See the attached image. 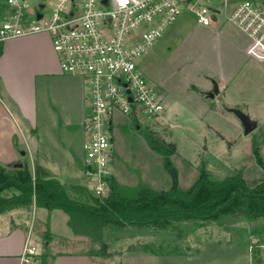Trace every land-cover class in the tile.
I'll list each match as a JSON object with an SVG mask.
<instances>
[{
  "label": "rangeland",
  "instance_id": "1",
  "mask_svg": "<svg viewBox=\"0 0 264 264\" xmlns=\"http://www.w3.org/2000/svg\"><path fill=\"white\" fill-rule=\"evenodd\" d=\"M38 2L29 0L30 7L36 9ZM227 41L240 47L244 38L225 21L202 27L183 13L137 60L139 70L158 92L165 113L158 121L142 114L135 119L116 117L112 131L113 178L123 196L133 197L139 187L167 191L174 182L179 191H186L202 174L220 181L240 172L250 185L264 179V166L253 154L256 149L264 165V123L252 121L256 129L244 136L242 124L232 112L220 109L223 114L209 111L205 115L204 109L212 101L195 91L193 85L203 82L202 72L212 60L230 56ZM31 42L0 43L6 81L20 86L17 93L26 97L32 80L36 99V127L31 132L32 143L23 147L22 160L32 173L37 170L66 179V185L85 187L80 124L88 101L86 92L80 79L53 70L58 60L51 44L54 54L48 66L43 62V49ZM239 77L245 78L241 100L248 105L264 103V66L248 60ZM148 137L157 140L162 150L151 148ZM260 224H264V218L237 215L209 221H174L163 228L108 226L102 241L75 234L74 244L87 253H96L104 243L109 257L96 259L115 257L121 264H254L247 253L250 248L244 231ZM36 227L33 224L35 234ZM39 235L43 247V232ZM68 249L64 243L56 250Z\"/></svg>",
  "mask_w": 264,
  "mask_h": 264
},
{
  "label": "built area",
  "instance_id": "2",
  "mask_svg": "<svg viewBox=\"0 0 264 264\" xmlns=\"http://www.w3.org/2000/svg\"><path fill=\"white\" fill-rule=\"evenodd\" d=\"M40 1L43 7L38 2L33 10L29 0H0V43L47 34L60 72L81 80L88 100L80 124L83 176L100 200L108 196L113 178L116 117H164L160 96L137 60L181 14L202 27L227 22L247 39L246 56L264 63V0ZM30 235L31 227L20 264L38 260L40 247Z\"/></svg>",
  "mask_w": 264,
  "mask_h": 264
},
{
  "label": "trees",
  "instance_id": "3",
  "mask_svg": "<svg viewBox=\"0 0 264 264\" xmlns=\"http://www.w3.org/2000/svg\"><path fill=\"white\" fill-rule=\"evenodd\" d=\"M147 142L151 148L162 150L157 140L148 137ZM253 154L256 162L264 166L256 149ZM48 176L37 170L32 173L26 164L16 168L0 166V214L13 209L30 211L33 206L47 211L61 210L68 216L74 234L100 241L108 226L163 228L174 221H209L237 215L247 219L264 217V179L250 185L240 172L220 181L209 180L202 174L186 191H179L175 182L162 192L139 187L131 198L117 190L112 178L110 192L101 200L84 186L60 184L45 179ZM8 191L14 193L6 195ZM48 238L47 234L45 241ZM88 255L109 257L104 243L99 252ZM48 258L44 251L38 256L39 264H48Z\"/></svg>",
  "mask_w": 264,
  "mask_h": 264
},
{
  "label": "crops",
  "instance_id": "4",
  "mask_svg": "<svg viewBox=\"0 0 264 264\" xmlns=\"http://www.w3.org/2000/svg\"><path fill=\"white\" fill-rule=\"evenodd\" d=\"M213 32L217 33V30L213 29ZM45 35L47 34L42 33L11 38L5 40L3 43L13 40L30 39L32 40L31 43L39 45L43 49L45 52L43 62L50 66V55L53 57L54 52L50 46L51 43H48ZM241 35L243 36V34ZM243 38L244 41L241 42L240 47H236L235 42L227 41L231 49L230 56L226 57L225 60H212L202 72L203 82L200 85H193L196 89L195 91L199 92L208 101H212L205 107V115L209 111L221 113L220 109H223L224 112H231V109H237L246 114L251 121L257 124L264 123V103L260 102L256 105H248L247 101L241 100L245 78H240L239 76L248 60H251L245 54L247 39L245 36ZM2 61L0 57V166L4 168H16L25 164L22 160L25 154L23 147L29 146L32 143L33 136L31 132L36 127L37 105L32 89V80H29V86H27V90L31 91L30 94L26 97L21 96L17 93L20 86L9 84L6 81L7 78ZM54 63L53 70L59 71L57 61ZM259 64L264 66V63ZM213 81L217 84L218 95H215L211 99L207 97V94L212 92ZM211 104L212 108H209ZM21 152L24 154L22 155ZM11 193H14V191L6 192V195H10ZM33 224L37 226L36 234L32 232ZM30 227L31 240L38 244L39 247L40 241L38 237L43 232L44 245L40 247V251L41 253L46 251L49 255L48 264H121L115 257L102 261L96 259L97 257L89 256L86 251H83L82 248L79 249L78 245H75L76 235L69 227L68 216L65 213L57 209L47 211L35 206L30 211L13 209L0 214V264H20L19 257ZM47 234L49 238L48 241H45ZM244 235L248 248H250L247 253L251 263L264 264V224H260L255 229L244 231ZM64 243L70 249L68 251H57L56 249ZM44 246H46V249H44ZM252 255L255 257L252 258ZM33 264H39L38 260Z\"/></svg>",
  "mask_w": 264,
  "mask_h": 264
},
{
  "label": "water",
  "instance_id": "5",
  "mask_svg": "<svg viewBox=\"0 0 264 264\" xmlns=\"http://www.w3.org/2000/svg\"><path fill=\"white\" fill-rule=\"evenodd\" d=\"M43 6H40V8H42ZM213 89L212 92L207 94V97L213 99L215 95H218V87L217 84L213 81ZM233 114H235V116L240 120L242 127H243V135L246 136L249 133H251L255 128H256V124L254 122H252L249 117L244 114L243 112H241L240 110L237 109H231L230 110ZM21 154L23 155L24 153L21 152ZM45 179L47 180H57L60 184H63L64 181L63 179L57 177V176H48Z\"/></svg>",
  "mask_w": 264,
  "mask_h": 264
},
{
  "label": "flooded vegetation",
  "instance_id": "6",
  "mask_svg": "<svg viewBox=\"0 0 264 264\" xmlns=\"http://www.w3.org/2000/svg\"><path fill=\"white\" fill-rule=\"evenodd\" d=\"M41 3H39V6H42L43 4H42V1H40Z\"/></svg>",
  "mask_w": 264,
  "mask_h": 264
}]
</instances>
